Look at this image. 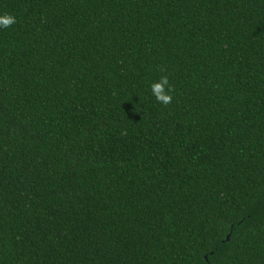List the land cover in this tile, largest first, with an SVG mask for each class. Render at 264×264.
I'll return each mask as SVG.
<instances>
[{"label": "trees", "instance_id": "trees-1", "mask_svg": "<svg viewBox=\"0 0 264 264\" xmlns=\"http://www.w3.org/2000/svg\"><path fill=\"white\" fill-rule=\"evenodd\" d=\"M2 14L0 264H264V0Z\"/></svg>", "mask_w": 264, "mask_h": 264}, {"label": "clouds", "instance_id": "clouds-1", "mask_svg": "<svg viewBox=\"0 0 264 264\" xmlns=\"http://www.w3.org/2000/svg\"><path fill=\"white\" fill-rule=\"evenodd\" d=\"M16 23V17L11 14L0 15V28H9ZM152 95L164 105L172 103V85L167 76H161L159 80L150 85Z\"/></svg>", "mask_w": 264, "mask_h": 264}, {"label": "water", "instance_id": "water-1", "mask_svg": "<svg viewBox=\"0 0 264 264\" xmlns=\"http://www.w3.org/2000/svg\"><path fill=\"white\" fill-rule=\"evenodd\" d=\"M230 240H231V234L228 235V237H227L225 242H230ZM205 259L208 261V256H206Z\"/></svg>", "mask_w": 264, "mask_h": 264}]
</instances>
